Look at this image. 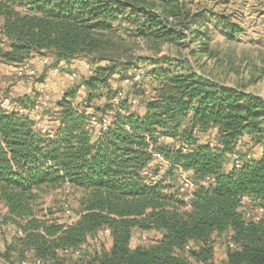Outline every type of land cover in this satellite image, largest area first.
<instances>
[{
  "label": "trees",
  "instance_id": "16d2710c",
  "mask_svg": "<svg viewBox=\"0 0 264 264\" xmlns=\"http://www.w3.org/2000/svg\"><path fill=\"white\" fill-rule=\"evenodd\" d=\"M187 1L194 0H0V34L8 42L0 49L4 64L19 65L43 54L58 63L86 57L99 64L51 111L34 110L43 97H8V108L0 104L5 223L22 232L20 244L40 264H206L214 235L228 237L222 264H264V214L257 222L246 220L242 211L248 205L264 208L262 98L193 72L159 69L152 74V96L144 101L134 95L137 109L130 100L121 101L103 138L89 127L90 115L105 113L108 105L94 102L111 98V78L124 74L119 67L129 66L119 63L124 40H181L179 26L195 21ZM242 32L231 26L227 36ZM43 118L50 133L35 129ZM158 135L165 137L163 143ZM247 138L263 148L261 156L227 171L228 157ZM156 151L167 166L155 161ZM181 170L191 172L197 184L189 208L178 194L176 172ZM65 185L82 194L77 221L40 217L38 191ZM244 198L249 202L244 204ZM104 230L110 232L111 247ZM137 232L157 237L132 248ZM192 243L202 250H191ZM80 248L78 257L61 255Z\"/></svg>",
  "mask_w": 264,
  "mask_h": 264
},
{
  "label": "rangeland",
  "instance_id": "374dc122",
  "mask_svg": "<svg viewBox=\"0 0 264 264\" xmlns=\"http://www.w3.org/2000/svg\"><path fill=\"white\" fill-rule=\"evenodd\" d=\"M186 8L191 16H195V21L186 26H179L178 29L182 30L184 35L181 40L161 42L135 36H129L124 40L125 52L124 50L120 52L122 59L119 63H129V66L127 68L119 67L118 70H122L124 74H115L111 78L112 91L114 92L111 98L103 96L94 102L96 106L108 104L103 111L112 112L113 120L117 113L113 102L116 95L123 93L125 100H130L134 95H137L147 101L153 91L152 74L159 69H170L181 73L193 72L222 86L240 89L264 100V0H194L187 1ZM226 24L230 28L231 26L239 28L243 31L242 34L230 38L227 36L229 27L225 26ZM2 44L3 38L0 36V49L3 48ZM47 60L50 68L55 69L50 81L66 82L64 85H69L70 89L81 85L85 79L95 73V69L99 66L90 60L89 63L93 67L92 74L79 79L78 66L70 68L64 64L59 67L52 55L47 57ZM168 60L173 62L166 65L165 62ZM126 71L127 73H125ZM37 73L35 78L19 77L14 68L0 63V99L23 96L40 98L49 95L51 101L45 109L51 111L58 94L44 88L37 91L35 86L45 83L42 72L37 70ZM133 74H140L142 80L137 85L125 86L124 80ZM73 75H76L74 80L71 79ZM85 92L86 89L83 96H85ZM79 96L83 98L82 95L79 94ZM137 108L139 107L137 106L135 109ZM255 147V145L249 149L243 147L241 150H237V153L241 159L243 158L242 160H245L247 156H256ZM228 162L233 164L229 157ZM176 177L180 187V182L189 176L182 170L176 172ZM38 195L40 197L38 202L41 210L40 217L46 216L69 223L73 216L71 218L64 213V203L71 206L72 215L75 217L81 212L82 194L69 186L57 189L46 188L38 191ZM242 211L245 214L256 215L250 205ZM5 216L6 209L0 201V264H22L24 261L35 264L33 252L20 244L17 227L13 223H5ZM155 237L157 236L154 233L137 232L133 240L138 246H148ZM211 241L213 255L211 261L206 264H222L228 247V237L214 235ZM105 243L108 244L107 241ZM191 246H193L191 248L193 251L200 252L202 250L200 244ZM91 247H95L93 243L90 244L89 248ZM69 261L73 262L71 258Z\"/></svg>",
  "mask_w": 264,
  "mask_h": 264
},
{
  "label": "built area",
  "instance_id": "2783aa9c",
  "mask_svg": "<svg viewBox=\"0 0 264 264\" xmlns=\"http://www.w3.org/2000/svg\"><path fill=\"white\" fill-rule=\"evenodd\" d=\"M45 63L47 64L48 61H45ZM14 71L15 73L19 76V77H27V78H35L37 76V70L34 67V65L32 64L31 61H26L22 64L19 65H15L14 66ZM76 77V75H73L71 77L72 80H74ZM142 80V76L140 74H134L132 77L130 78H126L124 80V85L125 86H129L131 84L134 83H138ZM146 94H149L148 92H146ZM124 100V95L123 93H118L116 95V97L114 98L113 102L116 108L119 109L120 107V103L121 101ZM51 101V97L49 95H45L43 97V100L41 101L40 104H37L34 108L35 111H40L42 109H45L46 107H48V104ZM0 104L3 108H8L10 105V101L8 99H4L2 101H0ZM130 104L132 105V107L136 108L139 105V101L138 99L132 98L130 99ZM20 113L22 114H27L28 111L27 110H21ZM113 119H112V112H105V113H98V114H91L90 115V119H89V127L94 131V135L96 138H103L108 131L113 128ZM37 131L42 132L43 134H47L50 133V128L48 125L44 124V122H42L41 120L37 121L36 124V128ZM165 140V137H163L162 135H158L157 136V141L158 143H162ZM152 150V148H151ZM183 152H187L186 149H183ZM232 161H233V167L235 169H240L243 167V161L240 158V156L238 155V153L234 152L229 156ZM154 159L161 162L163 165H168V163L165 161L164 156L160 153H158L157 151L154 152ZM182 171V170H181ZM207 181H211L210 178L207 179ZM65 186H69V185H65ZM64 186V187H65ZM70 188V186H69ZM197 188V184L195 183L193 177H187L184 178L182 180V182H180V187H179V197H182L184 199L185 202L189 203L191 200L194 198V192ZM69 194V191L67 192V195ZM247 202H249L248 199L244 198L243 203L246 204ZM63 208H64V213L71 217L73 216V218L71 219V223L76 222L78 219V216L75 217L73 214V210L71 209L70 205L68 203H64L63 204ZM255 210V216L251 215V213H244L246 220H252V221H259L260 218L263 216L264 214V208L262 207H254L253 208ZM103 233L107 236H109L110 232L109 230H104ZM20 236H22V232H19ZM229 247L230 248H234V244L233 243H229ZM186 249H190V246L187 245ZM82 253V248L80 249H76V250H63L61 251V255H65V256H74V257H78L80 254ZM33 262L35 264H40L41 261L38 258H34ZM22 264H29L27 261H24Z\"/></svg>",
  "mask_w": 264,
  "mask_h": 264
},
{
  "label": "crops",
  "instance_id": "0c3cea01",
  "mask_svg": "<svg viewBox=\"0 0 264 264\" xmlns=\"http://www.w3.org/2000/svg\"><path fill=\"white\" fill-rule=\"evenodd\" d=\"M0 36L3 38V44L1 46L3 48L7 47L8 42H7L6 38H5V36L2 35V34H0ZM49 56H50V54L36 55L35 57H33L30 60L32 62V64L35 66V68H37V70L42 72V74L44 76V79H45V83L44 84H40V85L37 84L35 86V88H36L37 91H40L41 88L52 90L54 94L55 93L58 94L57 100H59L62 97V95L65 93V91L70 89L71 87H69V85L65 86L64 84L66 82L63 83L61 81H58V82L50 81V78L53 76L55 69H51L50 68L49 61L47 60V57H49ZM45 61H48V63L46 64ZM89 62H90V59L84 57V58H81V59H79V58L75 59V60L71 61L70 63H67L65 61L60 62V63L56 62V63H58L59 67L64 65V64H66L65 65L66 67H70V68H74V67L76 68L78 66L79 79H81L82 77L86 78V77H88L89 75L92 74L91 71H92L93 67H92V65ZM0 63H1V65H6V66H9V67H12V68H14V66H15V65L4 64L1 61H0ZM84 91H85V87L83 85L80 86L79 94L83 96ZM143 109H144V107H142L141 110H143ZM141 110H140V112H141ZM39 120L44 122V124L46 123L44 118L43 119H39ZM254 145L255 144L251 141V139L247 138V141H245V142L240 141V143L238 145V150H241V148H243V147H247L249 149L251 146H254ZM255 146L256 147H255L254 151L257 153L256 156H254V157L247 156V159H245L246 161H252V160H254V159H256V158L261 156L263 148H261V146H259V145H255ZM155 161H157V160H155ZM232 168H233V165L227 161L225 169L227 171H229ZM186 174H188V176L192 177V173L191 172H186ZM185 203L187 205V208H189V203H187V202H185ZM5 209H6V207H5ZM6 212H7V209H6ZM65 223H68V222H65ZM68 224H71V222H69ZM107 237H108V244H109L108 247H111L112 242L110 241L109 236H107ZM193 244H196V243H192V245ZM131 247L132 248L138 247V245H136V242L134 240H132V242H131ZM225 259H226V254L224 255V260Z\"/></svg>",
  "mask_w": 264,
  "mask_h": 264
}]
</instances>
